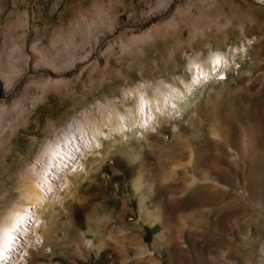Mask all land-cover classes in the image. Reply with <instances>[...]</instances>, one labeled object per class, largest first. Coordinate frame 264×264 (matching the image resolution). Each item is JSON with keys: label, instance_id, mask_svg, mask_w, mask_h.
<instances>
[{"label": "rangeland", "instance_id": "rangeland-1", "mask_svg": "<svg viewBox=\"0 0 264 264\" xmlns=\"http://www.w3.org/2000/svg\"><path fill=\"white\" fill-rule=\"evenodd\" d=\"M244 39L259 61L241 80L250 55L229 61L225 82L200 85L171 123L153 114L148 138L129 143L130 126L79 155L36 207L42 218L12 264H264V0H0V216L69 122L101 119L136 83L190 79L187 60L208 42ZM175 124L186 128L182 152ZM232 138L248 149L217 142ZM195 171L220 183L196 189Z\"/></svg>", "mask_w": 264, "mask_h": 264}, {"label": "bare ground", "instance_id": "bare-ground-1", "mask_svg": "<svg viewBox=\"0 0 264 264\" xmlns=\"http://www.w3.org/2000/svg\"><path fill=\"white\" fill-rule=\"evenodd\" d=\"M217 30L218 31L221 30L220 25L217 26ZM211 31L212 28L206 31L205 35L207 38L209 37ZM246 38H248V36H246ZM255 41L258 42V39H255ZM251 47L252 46L247 45L245 39L243 40L242 44L241 43L233 44L229 49H227L226 46L222 47L215 43L208 42L207 49L205 51L203 50L196 51L187 60L186 68L190 72V79L186 78L184 74L174 73L172 75V79H168L167 77H160L158 80H152V81L144 80L145 82L142 81L134 84L133 86L124 88V91L122 92L124 95L121 100L122 104L120 105L114 99L113 100L108 99L109 101L107 100L108 102L102 106L104 108V113H103L104 115L101 119H98V116L93 117L92 114L88 115L84 119H82L81 117L80 118L76 117V119L74 120L72 119L73 121L69 122L68 125L63 127L60 132H57L54 135V137L48 139V141L43 145L41 151L36 156L35 159L36 163L34 162V164L28 170L29 173L26 174L25 176L29 178L30 186L26 187L25 185L26 183L23 184L25 185V187H23L22 192H20L21 193L20 197H22L20 198V200L21 199L22 200L17 203L15 201L14 202L15 204L14 205L12 204L13 206L11 208H8L9 210L5 213V215L3 214L4 216L3 215L0 216L2 217L0 219V256L3 257V259H0V264H12L14 262L13 259L16 258V257L14 258V256L17 254V251L22 243V237L27 233L32 222L42 218L41 216H39L36 207L38 206V204L41 205L42 202L48 199L46 198V196L49 194V192L51 193L52 191H54V189L56 188L55 185L57 183L58 178L65 177L68 171H71L72 169L76 168V166H78V164L76 163V159L78 158L79 155H82V153L85 152L86 150L88 151V149L93 150L94 148H96V146L101 144L102 138L107 137L113 131L118 133V135H120V137L123 138L122 136L124 135L126 127H130V126L132 127L138 125V127L135 130L131 131L130 133L131 137L130 139H127V141L131 140L129 143H132V140L135 142L141 140L139 138V135H137L139 131L144 133L145 138L146 137L148 138V136L152 133L151 132L152 130H150V128L153 127V125L151 124L153 119L152 118L153 114L160 117V115L164 113L165 116L163 119H161V122L164 123L166 121L171 123L173 119L174 120L176 119L178 113L185 112V110L189 108H193V103H195L196 99L200 97V95H202V91L197 90L198 88H200V85L209 84L211 83V81L214 80H221L222 82H225V80L228 79L227 68L230 66L229 61H232L233 59L236 58V56H238L240 61L243 62L244 59L243 57L250 55V60L245 62L244 67L242 66L239 72L238 78L241 80L244 76V72H245L244 68L249 69L251 66L256 67L257 62L259 61L258 57L255 56L254 54V50L256 49L255 46H253V48ZM231 69L233 70L234 68L231 67ZM195 93L197 96L195 97L192 96ZM126 95H128L127 98L125 97ZM129 99H131L132 101L131 104L127 102ZM200 109L203 110L202 107ZM111 122L113 123L111 127L109 126L110 129L106 128L107 130H105L104 127L106 125H110ZM154 122L156 121L154 120ZM175 126H176V130H175L174 138L176 144L173 143L172 147L175 150L180 149L181 151L180 145L181 146L187 145L186 143L188 142V138H187L188 136L185 137L186 135L185 136L183 135L185 134L186 128L180 127L179 124H175ZM161 128H159L158 130L160 131ZM191 137L194 138L196 137V135H192ZM235 138L234 139L232 138L231 141L229 140L230 142L228 140H222V141L218 140L217 142H219V144H221L222 146H227L228 149L236 151L235 149H237V147L239 148V146L242 143L240 144L237 142L238 137L237 140ZM247 143L244 144L245 150L247 146H249ZM244 147L242 148L241 146L242 151ZM132 148L133 146L130 147V149ZM261 150L262 151L257 152L260 156L259 158H261L260 153L264 154V146L263 149L261 147ZM251 152L253 153L252 150ZM254 152H256V149L254 150ZM244 153L246 154V151L243 152V156L245 155ZM254 155L256 156V158H258L256 154ZM260 160L263 162L264 158L263 160L259 159L258 161ZM215 163H217L216 160L213 161L211 169H213L214 166H216ZM207 167L209 168V166ZM202 168L204 169L203 166ZM260 170H261V166H260ZM195 173H191L193 175L189 178L192 184H200L195 187L196 189L199 187L201 188L203 187L204 189L205 188L210 189V187L212 185L214 186L215 183H220L219 182L220 179H218L215 176H212L211 172L205 173L204 176L198 175L197 174L198 172L196 174ZM188 183L189 181H187V184ZM59 184H61V180ZM34 226H35L34 228L36 229V225Z\"/></svg>", "mask_w": 264, "mask_h": 264}, {"label": "snow or ice", "instance_id": "snow-or-ice-1", "mask_svg": "<svg viewBox=\"0 0 264 264\" xmlns=\"http://www.w3.org/2000/svg\"><path fill=\"white\" fill-rule=\"evenodd\" d=\"M0 259H3V257H2V256H0Z\"/></svg>", "mask_w": 264, "mask_h": 264}]
</instances>
